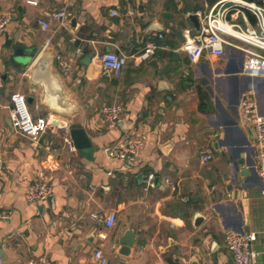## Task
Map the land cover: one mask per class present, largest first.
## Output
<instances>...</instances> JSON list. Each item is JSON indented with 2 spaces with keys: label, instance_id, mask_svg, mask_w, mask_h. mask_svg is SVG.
<instances>
[{
  "label": "crops",
  "instance_id": "crops-1",
  "mask_svg": "<svg viewBox=\"0 0 264 264\" xmlns=\"http://www.w3.org/2000/svg\"><path fill=\"white\" fill-rule=\"evenodd\" d=\"M27 1L34 0H0V16L8 17L0 30V210L11 216L0 221V264H98L96 251L108 264H233L224 247L228 230L255 233L252 264H264V181L234 105L252 92L264 115V74L245 71V50H256L228 38L235 48L220 58L204 52L190 61L182 51L199 33L188 16L219 0ZM61 10L67 22L51 18ZM242 12L256 29L254 16ZM228 21L244 26L241 13ZM154 37L159 49L139 67L129 60L116 78L99 65L103 53H140ZM56 56L72 60L68 77ZM228 66L238 72L225 74ZM18 93L34 119L58 122L38 144L9 120V99ZM111 102L125 115L107 129L99 111ZM74 128L90 141L91 160L69 151L65 139ZM131 137L143 141L135 162L105 153ZM204 153L213 159L201 164ZM40 179L51 199L30 205L27 186ZM109 212L116 213L112 228L93 218ZM128 231L134 243L122 255Z\"/></svg>",
  "mask_w": 264,
  "mask_h": 264
},
{
  "label": "built area",
  "instance_id": "built-area-1",
  "mask_svg": "<svg viewBox=\"0 0 264 264\" xmlns=\"http://www.w3.org/2000/svg\"><path fill=\"white\" fill-rule=\"evenodd\" d=\"M126 1V0H125ZM29 5H37L38 2L27 1ZM242 11H249L255 18L256 29L247 24V20ZM237 13L242 14L243 25L228 21L233 19ZM113 16L117 15L115 10H112ZM198 19L200 30L195 38L187 39L183 43L182 51L186 53L190 61H197L202 56V53L220 58L225 53L227 46H234L229 43L228 38L240 41L249 45L256 51L264 52V6H258L254 3L245 0H219L215 2L208 11H198L195 13ZM51 18L58 20L60 23L67 22L66 11L53 12ZM234 21L235 18H234ZM8 22L7 16H0V30L5 32V25ZM42 30L48 29V24L42 20L39 21ZM231 29L235 35L229 33ZM157 39H161L162 35H155ZM149 39L145 43V47L140 53L123 54L109 51L103 53L99 58V65L103 70L111 72L114 77H119L122 70L127 66L129 60L132 65L139 67L143 61L155 54L159 46L156 38ZM235 48V46H234ZM246 62L248 67L245 71L250 74H264V69H261L259 63L264 62V54L245 50ZM80 50H77V56L80 55ZM57 67L62 77H68L72 71V60H65L59 56L55 57ZM1 86V76H0ZM9 120L15 128L16 132L31 143L38 144L42 136L53 128L52 122L47 118L37 117L34 119L26 104L25 96L21 93L13 94L9 99ZM100 119L107 129L117 126L123 120L125 108L121 103L111 102L101 107L99 111ZM237 116L241 122L249 129L253 141L255 154L256 172L264 181V115L259 110V104L254 93L248 92L240 96L237 105ZM70 152L75 153V149L71 140L65 139ZM143 146V141L137 137H131L121 145L112 146L105 150L109 158H119L129 163L137 160V155ZM213 159L210 153H204L200 157V163L205 164ZM4 172L3 156L0 155V176ZM152 180V176L148 178V183ZM51 187L47 181L40 179L34 181L27 186L25 198L28 204L39 206L49 198ZM10 214L7 211L0 210V221L9 220ZM94 219H98L105 227L112 228L116 218L115 212H109L101 217L95 215ZM256 239V234L240 233L234 230L225 231L224 247L230 252L233 264H252L256 259L257 253L253 249L252 243ZM94 259L98 264H108L107 258L96 251ZM27 264H39L29 261Z\"/></svg>",
  "mask_w": 264,
  "mask_h": 264
},
{
  "label": "water",
  "instance_id": "water-1",
  "mask_svg": "<svg viewBox=\"0 0 264 264\" xmlns=\"http://www.w3.org/2000/svg\"><path fill=\"white\" fill-rule=\"evenodd\" d=\"M188 19L192 23V25L195 28V31L198 33L200 30L199 22L197 17L194 14H190L188 16ZM16 58L18 61H20L22 64H27L30 61V58L23 55V51L21 49H17L14 52ZM57 64V61H55ZM238 70L235 67L228 66V68L225 70V74H234L237 73ZM234 105L237 106L238 102H234ZM53 126H58V122L52 121ZM68 137L69 140H71L74 149L77 150V152L86 160H91V144L90 141L87 139L84 131L80 128H74L68 130ZM243 167V166H242ZM240 167L239 169H242ZM244 174V173H243ZM51 198H48L50 200ZM134 243V237L133 232L128 231L123 238L120 241L121 248H120V254L122 255H128L129 248L133 246Z\"/></svg>",
  "mask_w": 264,
  "mask_h": 264
},
{
  "label": "bare ground",
  "instance_id": "bare-ground-1",
  "mask_svg": "<svg viewBox=\"0 0 264 264\" xmlns=\"http://www.w3.org/2000/svg\"><path fill=\"white\" fill-rule=\"evenodd\" d=\"M229 33L235 35L234 32L231 29H229Z\"/></svg>",
  "mask_w": 264,
  "mask_h": 264
},
{
  "label": "rangeland",
  "instance_id": "rangeland-1",
  "mask_svg": "<svg viewBox=\"0 0 264 264\" xmlns=\"http://www.w3.org/2000/svg\"><path fill=\"white\" fill-rule=\"evenodd\" d=\"M254 52L264 54V52H260V51H254Z\"/></svg>",
  "mask_w": 264,
  "mask_h": 264
},
{
  "label": "trees",
  "instance_id": "trees-1",
  "mask_svg": "<svg viewBox=\"0 0 264 264\" xmlns=\"http://www.w3.org/2000/svg\"><path fill=\"white\" fill-rule=\"evenodd\" d=\"M256 2V1H255ZM257 3L259 4V2L257 1ZM252 23H254L253 21H251Z\"/></svg>",
  "mask_w": 264,
  "mask_h": 264
}]
</instances>
